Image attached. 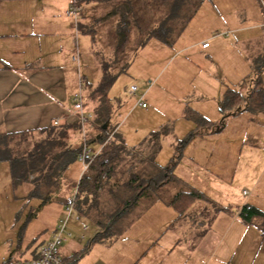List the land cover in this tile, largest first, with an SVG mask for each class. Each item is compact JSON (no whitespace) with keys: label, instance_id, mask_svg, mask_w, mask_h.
Segmentation results:
<instances>
[{"label":"rangeland","instance_id":"374dc122","mask_svg":"<svg viewBox=\"0 0 264 264\" xmlns=\"http://www.w3.org/2000/svg\"><path fill=\"white\" fill-rule=\"evenodd\" d=\"M29 1V8L33 11L32 21L35 27L47 28L53 37L58 40H66L69 36L73 40L75 35L79 39L78 47L73 43L72 45H66L65 54L59 55L61 62L62 56H64L63 64L65 62L66 65L64 70L68 88V109H72L71 98L74 93L79 91L81 76L85 78L84 80L88 85L95 86L101 73V60H105L109 66V71L116 75L113 84L108 90V95L112 99L117 97V103L121 100L120 104H116L114 112L111 113L110 122L113 124V130L117 126L118 132L122 134L128 144L132 145L139 143L150 132L166 125L173 129V135L183 145L182 150L178 153L177 161L173 162L175 138L172 136L171 139H164L160 142L161 148L156 162L165 168H170L173 174L172 182L163 188L164 194H162L160 200L163 199L165 201L168 197L171 198L175 190H195L201 193V197L196 199L203 202L202 208H204L205 214H203L204 218L202 217V219H206V216L209 215L210 223L212 222L211 224L215 226V229L221 232H224V230L229 231L227 234L224 233L221 239H224V241L220 243L221 250L218 251L213 260L225 257L231 263L264 264V237L261 236V232L257 229V226L259 228L262 227L263 218H258L260 221H256L257 223H241V218L237 217V208L239 209L248 203L261 209L264 208V155L262 153L264 119H262L263 123L257 121L248 123L244 115L235 117L229 122L225 121L226 126L219 133L220 139L203 143L200 135H204V138H207L209 135L208 128L198 129L197 126L203 127V125H196V122L192 120L187 122L188 120L184 118L185 113H190V110L197 112L191 108L192 104L197 101L196 98H203L204 91H207V93L211 91L203 90L206 87L207 78L200 71L202 69L208 70V68L205 61H203V57L198 54L199 52L189 50L181 53L178 50L188 45L191 37L195 35L200 37L201 32L199 29L206 32L209 30L208 33L212 32L214 34L222 31L223 25L219 22L217 7L211 5L208 7V11L201 10L198 12L194 5L192 8V5L184 4L179 6V13H177V7L175 10L177 14L168 16L170 5L164 1L163 13L162 16H157V22H159V25L162 23L168 24L167 26L170 29V24L175 23V28L178 29L168 30V33L180 34L181 36L175 42V37L172 35L164 37L166 42L153 37L150 41L145 42V46H142V42L147 33L156 26L155 22L144 24V22H140L139 14L127 15L124 17V23L128 28V42L117 56V64L113 68V61L115 60L113 53L119 40H117L116 31L114 30L115 19L113 17L106 19L105 15L109 4L113 0ZM11 3L13 2L0 0V17L9 14L7 11H9ZM95 4H100V6L95 9ZM73 6L77 9L76 12L71 9ZM263 7L253 11V15L250 18L239 21L241 25L256 24L253 29L240 34L242 37L254 38L255 36H260V31L264 30V27H261L264 22ZM141 16L144 17L145 15L141 14ZM144 19L147 22L149 21V18L146 19L144 17ZM226 19H229V16ZM77 22L84 23L87 28H91V25H94L92 29L96 32L95 35L98 36L97 44L91 47L92 35L88 33L76 34L75 25H77ZM187 24L191 26H187ZM51 42L54 44L53 39H51ZM207 43L209 44V42ZM73 57L79 59V65L69 62ZM216 62L219 64V61ZM198 72L200 73L198 74ZM240 74L242 77L231 81L233 83L228 81H225V83L229 87L240 88V82L245 81L242 88L246 87L247 75L250 72L246 70L245 73ZM263 83L264 78L260 77L258 86H263ZM130 86L137 87L136 97L131 96L129 93ZM143 92L142 101L146 106L148 105L147 109L135 106L140 97L139 94ZM179 97L182 101L178 100ZM197 102L203 103V101ZM149 110L152 113H148L147 111ZM199 114L201 118L205 119V126H207L206 122L208 124L209 121L212 123L216 122L212 118ZM219 114L217 113L215 116ZM221 118L222 116H219L217 122ZM246 133L257 135L252 138V141L258 144L257 149L252 148L250 150L245 146L247 143H245V140H241V137L245 136ZM74 134L72 137L74 144H83L82 135L77 132ZM153 140L154 138L150 139L146 144H153ZM212 145L217 146V154L210 150ZM230 145L235 146V151H231ZM87 147L90 155H93L99 150L100 143H91ZM199 150L202 153L200 158ZM189 154L193 155L194 167H210V169L206 172L197 171V169V174L193 175L178 173L177 170L181 169V163H178V161ZM171 158H173L172 161ZM256 169L259 170V174L256 173L254 175ZM82 171L83 165L78 160L72 162L61 175L58 189L48 201L42 202L37 197L24 198L29 188L28 183L20 184L13 188L9 176V164L8 162H0V260L15 250L14 246L20 238L19 233L22 229L26 230L23 237L24 243H30L33 238L37 237L38 244L48 237L55 226L58 225L59 220L65 218V209L62 202L67 197L66 195L69 193L70 188L79 180ZM255 176H257L258 186L253 193L254 198L249 200L251 193L248 186L250 182L254 181ZM178 177L187 181L191 187H188L187 183ZM202 188L205 189L203 192L199 190ZM205 200H208V203H205ZM155 201L153 200L152 202ZM159 203L147 210L141 219L132 225V231L144 241L141 242V245L139 244V247H134L131 246L134 238L126 237V241L123 243L126 245L125 249L130 251L129 258L125 257L126 262L133 261L132 257L135 253L132 250L136 252L139 249V253H141L142 250L145 251L152 248L151 253H147V258L143 259V261L151 262L154 246L165 247L167 244L177 240L175 235H171L172 231L169 229L170 226L175 225L177 212H173V206L168 208L165 204ZM218 211L220 212L219 214H217ZM79 220H81L80 217L74 213L73 217L68 221L67 229L71 233L70 226ZM78 225L82 228V233L76 232L78 238L81 235L90 236V232L95 230L93 222L84 218ZM123 238L124 236L120 240ZM135 255H138V253ZM115 256L119 258L118 260H122V254Z\"/></svg>","mask_w":264,"mask_h":264},{"label":"crops","instance_id":"0c3cea01","mask_svg":"<svg viewBox=\"0 0 264 264\" xmlns=\"http://www.w3.org/2000/svg\"><path fill=\"white\" fill-rule=\"evenodd\" d=\"M2 1H11L13 3L9 5L10 9L7 11L9 14L0 17V133L10 134L29 130L32 131L47 127L52 123L55 124V122V125L65 122L71 124L79 123L78 113L73 106L74 95L76 93H74L71 98L73 103L72 109L69 110L67 106V102L69 101H67L68 88L66 86V72L64 70L66 65L65 62L63 64L65 60L64 56H62V62L59 56L65 54L66 45H72L73 43L78 47L80 43L79 39L75 35L73 40L70 39V36L66 40H58L56 37H53L52 33L49 32L47 28L35 27L32 21L33 11L29 8V0ZM163 4V0H113L109 4L105 15L106 19L112 17L115 19V31L116 23L120 15H130L133 13L139 14L141 23L152 24L155 22V27H157L159 25L157 16H162ZM189 4L192 5V8L194 5V8H196L198 12L201 10L208 11V7L211 5L216 6L219 22L223 25L222 31L218 34L212 32L208 33L209 30L206 32L199 29L201 36L195 35L193 36L194 38L191 37L188 45L178 50L181 51V53L189 50H193L197 53L199 52L198 54L203 57V61L207 64L208 70L202 69L200 72L207 78L206 87L203 88V90H210L211 92L207 93V91H204L203 98H196L197 101H203V103L194 102L191 108L197 112L195 113L190 110V113H185L184 118L188 120L187 122L192 120L196 122V125H203V127L197 126L198 129L208 128L207 131H209V135L207 138H204V135H200L203 143L214 142L221 138L219 133L222 132L223 127L226 126L225 121L229 122L235 117L244 115L248 123L252 121L263 123L262 119H264V112L253 113L249 111L246 108L245 101L241 102L237 108L231 110H222L221 102L227 89L238 92L242 96H247L250 88L255 82H258L260 77L264 78V30L260 31L259 37L244 38L240 34L244 31L253 29L256 24H239V21L250 18L253 15V11L260 7L262 8L264 6V0H200L197 2H189L188 6ZM99 6L100 4H95V9ZM141 14H144L146 19L149 18V21L147 22ZM227 16H229V19H226ZM170 26L172 30L178 29L175 28V23L170 24ZM187 26L191 25L187 24ZM261 27H264V22L261 24ZM68 29H70V27H68ZM75 29L77 31L76 34H86L77 27ZM95 33L94 31V37H91V47L97 44L98 36H96ZM118 36L116 32L117 40H119ZM180 36V34H176L174 36V42ZM51 39H53L54 44L51 42ZM150 39L148 41H150ZM202 42H209V44L207 47H202ZM144 44H142V46H145ZM215 60L219 61V64ZM69 62L79 65V59L77 62L73 61V59ZM246 70L250 72V74L247 75L246 87L242 88L245 81L240 82V88L229 87L225 83V81L233 83L231 81H234V79L238 77H242L240 73H245ZM200 72H198V74ZM84 79L85 78L81 76L78 92H80L83 97L84 109L90 113L89 110L94 106V103L91 102L90 104L88 101L89 85ZM137 91L138 89H136L134 93H130V91L129 93L131 96L136 97ZM139 95L143 98L144 92ZM109 98L111 100L113 113L116 104H120L121 100L117 103V97L115 99ZM178 100L182 101L180 97ZM135 106L138 107L139 105L136 103ZM139 107L147 109L148 105L146 107ZM147 112L152 113L150 110ZM199 113L208 118H212L216 122L212 123L209 121V124L206 122L207 126H205V119L201 118ZM217 113L220 114L215 116ZM219 116H222V118L217 122ZM91 117L84 129L81 127L79 134L88 140L87 145L99 142L100 148L96 152L98 153L102 147V143L97 138L100 131L94 126L95 123ZM110 119L111 116L108 124L113 125ZM102 125L104 126L105 123ZM167 128H169V130H167ZM118 131L119 129H117L116 126L110 134V141H115L123 146L122 163L115 167L114 171H111L113 174L110 172L112 175L108 176L104 185L98 189L101 198L100 201L106 202V204L109 205L119 204L121 200L128 198L129 185H138L146 180L145 175H156L157 170L163 171L165 167L156 162L157 155L161 148L160 142L164 139H171L172 136L175 138L173 129L165 125L161 126L160 129L150 132L139 143L131 145L126 142L122 134ZM161 132L162 134H160ZM74 135L75 134H73V136ZM254 136L257 135L246 133L245 136L243 135L241 137V140L246 141L245 143L247 144L245 146L250 150H252V148H258V144L252 141ZM152 138H154V143L146 144V142H149ZM230 139L233 141L232 138ZM175 143L176 144H173L175 154V156H173V162H175V160L177 161L178 153L183 148L182 143L176 138ZM230 147L232 152L233 150L235 151V146L233 147L230 145ZM230 147L228 146V148ZM216 148V145H212L210 150L217 154ZM262 153L264 155V145ZM201 154L199 150V158ZM192 156L193 155L190 154L186 155L184 157L185 159L182 158L178 161V163H181V169L177 170L178 173H189L193 175L197 174V171L202 170V172H206L210 169V167H194L195 163ZM173 158H171V161ZM162 171H160V173ZM245 173L248 174L247 172ZM256 173L259 174L258 169L254 171V175H256ZM178 178L187 183L186 185L188 187H191L183 178ZM169 183L170 182L154 189L153 195L156 197L155 202H151L149 197H140L137 203L130 208V211L122 215L113 224L111 235L109 234L104 238H96L99 227L94 220V215L79 216L75 208L76 214L81 220L76 221L70 226L73 236L60 247L63 264H243L240 262H228V259L225 257L219 260H213L218 251L221 250L220 243L224 241V239L221 240L224 233L227 234L229 231L224 230V232H221L215 229V226L211 224L212 222L210 223L209 215L206 216V219H202V217L204 218L203 214H205V210L202 208L203 202L198 199L192 200L181 211H178L176 207L174 208L173 205L169 204V200L178 190H175L174 193L172 192L171 198L168 197L165 201H163V199L160 200L162 194H164L163 188ZM257 186V176H255L254 181L252 183L250 182L248 186L251 193L248 198L249 200L254 198L253 193L256 191ZM72 189L73 188H70L66 196L71 193ZM199 190L203 192L205 189L202 188ZM158 202H160L159 204H165L168 208L173 206V212H177L175 225L169 228L172 231L171 235H175L177 240L167 244L165 247L160 245L154 246L151 262L143 261V259L145 260L147 258L152 248L145 251L142 250V254L139 253V249L136 252L132 250L133 253H138V255L133 254V261L126 262L125 257L129 258L130 253L128 249H125L126 245L123 243L126 241V237L134 238V242L131 245L134 247H139L141 242L144 241V239L137 237L132 231V225L138 222L147 210L155 206ZM205 203H208V200H205ZM62 205H64V201ZM253 206L264 213V208L261 209L256 205ZM239 210L240 208H237L238 218H240ZM219 213L218 211L217 214ZM82 218L93 222L95 230L90 232V236L81 235V237L78 238L76 232L82 233V228L78 225L79 222L82 221ZM258 218L260 217L253 218L252 222L257 223L256 221H260ZM240 222L243 223L241 219ZM176 224L178 225L176 226ZM56 227L57 226H55L47 238L43 239L38 244L37 237L33 238L30 243H24L23 237L26 230L22 229L19 233L20 238L14 246L15 250L12 251L11 254L2 257L0 264L8 261L29 260L37 257L42 245L51 238ZM257 227L256 228L261 232V236L264 237L261 228H259V226ZM122 236H124V238L120 240ZM121 254L122 260H118L119 258L115 255L120 256Z\"/></svg>","mask_w":264,"mask_h":264},{"label":"trees","instance_id":"16d2710c","mask_svg":"<svg viewBox=\"0 0 264 264\" xmlns=\"http://www.w3.org/2000/svg\"><path fill=\"white\" fill-rule=\"evenodd\" d=\"M163 1L170 5L168 16L179 13V6L188 5L189 2H197L196 0ZM126 16L127 14L120 15L116 23L119 41L113 53L115 57L113 68L117 64V56L128 42V28L124 23V17ZM167 25L162 23L152 28L147 33L142 44L152 37H157L161 41L166 42L164 37L175 36L176 34L168 33V30L171 29ZM76 27L80 31H83V33H88L92 35V38L94 37L92 27L87 28L84 23L78 22ZM115 77L116 75L109 71L106 61L101 60V77L95 86L89 85L88 101L90 104L91 102L94 103L89 112L92 116L91 119L95 123L94 126L100 131L97 138L102 143V147L96 155H90V163L81 173L79 180L71 187L76 188L74 205L79 216L94 215V220L99 227L96 238H104L109 234L111 235L113 224L122 215L130 211V208L137 203L140 197H149L151 202L155 200L156 197L153 195L154 189L172 182L173 176L170 168H164L163 171L157 170L156 175H145L146 180L138 185H129L128 183L129 196L121 200L119 204L109 205L106 202L100 201L98 189L104 185L106 178L113 174L111 171H114L115 167L120 165L123 160V146L121 144L115 141L104 143L113 130V126L108 124L112 113L108 90L113 84ZM244 101L249 111L253 113L264 111V87L258 86V82H255L247 96H242L238 92L227 89L222 99L221 109H235ZM103 123H105L104 126L102 125ZM80 130L81 125L79 123L71 124L65 122L58 125L52 123L47 127L32 131L10 134L0 133V161L8 162L9 164L13 188H16L20 184L28 183L29 188L24 198L37 197L42 202L48 201L58 189L61 175L65 169L77 160V156L83 145H87L88 140L85 137L83 138L84 143L81 145H76L72 141L73 134L79 133ZM160 171L162 172L160 173ZM200 195L202 194L195 190H179L169 200V204L176 207L178 211H181L192 200L200 198ZM239 217L245 223H251L253 218L255 219L256 217H262L264 221V213L249 204L243 205L240 208ZM261 231L264 233V222Z\"/></svg>","mask_w":264,"mask_h":264},{"label":"built area","instance_id":"2783aa9c","mask_svg":"<svg viewBox=\"0 0 264 264\" xmlns=\"http://www.w3.org/2000/svg\"><path fill=\"white\" fill-rule=\"evenodd\" d=\"M76 12L75 6L71 8ZM208 43L204 42L202 47H207ZM73 61L77 62L78 58L74 57ZM136 86H130V93H134L136 91ZM137 104L141 107H146V104L142 101V96L139 97ZM74 108L78 113L79 123L84 129L86 123L89 121L91 115L88 113L83 106V97L80 92L74 95ZM56 124V122H55ZM110 141V136L105 140L104 143ZM97 154V153H96ZM93 154V155H96ZM77 160L83 165V170L87 168L88 164L91 161L90 151L86 144L83 145L81 151L77 156ZM83 172V171H82ZM75 195L76 188H73L71 193L64 199V209H65V218L59 220V223L52 233L51 238L45 242L37 257L29 259V260H17V261H8L4 264H63L62 256L60 254V247L68 241V239L72 236V233L67 229L68 221L73 217L75 210ZM78 219V218H77Z\"/></svg>","mask_w":264,"mask_h":264}]
</instances>
